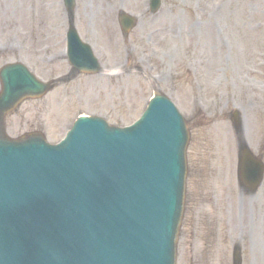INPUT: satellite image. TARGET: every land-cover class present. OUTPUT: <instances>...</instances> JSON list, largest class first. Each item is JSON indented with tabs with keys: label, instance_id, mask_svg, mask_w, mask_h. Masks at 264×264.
<instances>
[{
	"label": "rangeland",
	"instance_id": "obj_1",
	"mask_svg": "<svg viewBox=\"0 0 264 264\" xmlns=\"http://www.w3.org/2000/svg\"><path fill=\"white\" fill-rule=\"evenodd\" d=\"M49 1L51 0H41L36 4L33 0H26L27 6L18 14L23 15L25 10L40 11V22L45 18L44 11ZM17 2L14 0V11H17ZM6 5L12 7L10 0H0V41H6L7 37L14 35L29 41L32 35L40 38L42 37L40 35L44 34L54 46L60 48L62 43L60 34L63 27L59 17L52 24L48 23L49 20L39 23L42 24L41 28L37 27L34 32H27L25 29H29L24 28L22 24L18 30H15L12 21H8L11 18V11ZM164 7L165 11H174L175 15L177 11L184 10L180 15L181 18H177L181 21L188 22L195 14L200 21L195 26L193 34L189 33L185 38L184 49L180 46L181 40L176 37L177 32L182 29L188 32L194 25L185 24V28L182 29L171 25L174 40L171 38L169 43H165L160 39V35L166 24H161V27L153 29L145 40L153 44L152 47L150 44L147 47L148 52L150 49L158 50L161 51L159 55H163L171 48L176 52L172 62L169 61L170 59L154 58L152 67L155 73L159 70L168 75L172 73L173 79L167 81L166 85L157 83L154 87L169 94L183 106L187 116L191 115L188 124L191 133L188 153V195H186L188 215L194 214L201 220L206 215L209 217V224L204 226L200 222L198 227L212 240L211 234L213 235L214 240L208 242L209 248L217 250L216 242L222 243L221 256L218 257V253L212 254L214 264H232L231 248L235 244L234 241L239 240L234 238L239 227L243 235V240L239 243L244 250L243 264H264V185L255 196L250 198L246 196V199L240 203L239 209L232 194V188L236 184L234 172L238 139L245 141L252 151L264 155V0H164ZM138 9L139 0L133 5L120 0L115 11ZM84 11L89 14L94 9L86 8ZM89 19L91 20L90 16ZM217 33L223 34L226 39L225 47L219 46ZM84 34L88 37L87 33ZM115 37L118 44L112 47L107 45V41L96 38L99 52L110 56L108 58L110 66L121 63L125 57L124 43L120 42L119 34ZM131 40H135V36L131 37ZM166 55L167 53L165 57ZM215 59H217L216 64L213 63ZM4 61L0 59V63ZM163 62H167L166 65H162ZM128 63L132 68L142 65L130 59ZM141 72L137 74L133 71L130 73L133 75L131 77L110 82L104 77L97 80L81 79L72 85L67 90L68 94L63 99L62 105L55 107L53 114L49 113L47 119L53 126L50 140L55 141L59 138L61 124L69 120L77 111L102 115L110 112L114 117L130 120L139 109V105L142 108L152 95V88L145 80L148 76ZM149 81L152 82L150 78ZM199 84L201 94H205L208 100H213L217 94V96H225L228 106L224 115H218L217 119L204 122L205 120L198 114L191 112L192 97L194 100L198 97L195 89ZM206 90L208 94L205 93ZM233 106L242 111L241 120L243 128H246L245 137L242 133L235 134L228 121L227 113ZM209 209L211 212L207 214ZM210 226L216 228L210 230L213 229ZM186 234L187 230L183 235L185 248L188 247ZM200 236L202 234H199ZM182 245L179 250L180 264H189V258L195 259L197 264H203V255L200 252L191 254L190 251L182 250ZM201 248L202 243L199 244V250Z\"/></svg>",
	"mask_w": 264,
	"mask_h": 264
},
{
	"label": "water",
	"instance_id": "obj_2",
	"mask_svg": "<svg viewBox=\"0 0 264 264\" xmlns=\"http://www.w3.org/2000/svg\"><path fill=\"white\" fill-rule=\"evenodd\" d=\"M182 137H183V134H182ZM180 144H178V146H179ZM177 165H174V164H170V165H168L167 167H169V168H172V170L175 172V167H176ZM1 218H2V206L0 205V221H1Z\"/></svg>",
	"mask_w": 264,
	"mask_h": 264
},
{
	"label": "bare ground",
	"instance_id": "obj_3",
	"mask_svg": "<svg viewBox=\"0 0 264 264\" xmlns=\"http://www.w3.org/2000/svg\"><path fill=\"white\" fill-rule=\"evenodd\" d=\"M214 62H217V59H215Z\"/></svg>",
	"mask_w": 264,
	"mask_h": 264
}]
</instances>
